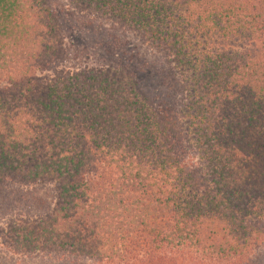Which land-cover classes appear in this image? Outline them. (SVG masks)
Wrapping results in <instances>:
<instances>
[{
	"label": "trees",
	"instance_id": "trees-1",
	"mask_svg": "<svg viewBox=\"0 0 264 264\" xmlns=\"http://www.w3.org/2000/svg\"><path fill=\"white\" fill-rule=\"evenodd\" d=\"M63 1L0 0V264H264V0Z\"/></svg>",
	"mask_w": 264,
	"mask_h": 264
},
{
	"label": "rangeland",
	"instance_id": "rangeland-1",
	"mask_svg": "<svg viewBox=\"0 0 264 264\" xmlns=\"http://www.w3.org/2000/svg\"><path fill=\"white\" fill-rule=\"evenodd\" d=\"M56 10L65 9L62 6L63 0H50ZM61 4V5H60ZM68 31L65 36L66 43V61L67 68L75 69L84 66L96 65L99 62V58L96 52L95 41L97 38L96 33L90 28L84 27L82 24L75 20L66 23ZM140 44V41L134 36L132 37Z\"/></svg>",
	"mask_w": 264,
	"mask_h": 264
}]
</instances>
